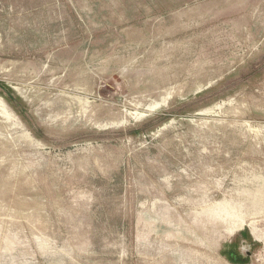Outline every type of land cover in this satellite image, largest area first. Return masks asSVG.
Masks as SVG:
<instances>
[{"label": "rangeland", "instance_id": "rangeland-1", "mask_svg": "<svg viewBox=\"0 0 264 264\" xmlns=\"http://www.w3.org/2000/svg\"><path fill=\"white\" fill-rule=\"evenodd\" d=\"M0 264H264V0H0Z\"/></svg>", "mask_w": 264, "mask_h": 264}]
</instances>
